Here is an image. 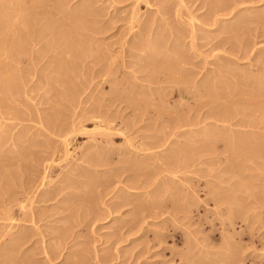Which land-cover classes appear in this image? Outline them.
<instances>
[{
    "label": "rangeland",
    "instance_id": "obj_1",
    "mask_svg": "<svg viewBox=\"0 0 264 264\" xmlns=\"http://www.w3.org/2000/svg\"><path fill=\"white\" fill-rule=\"evenodd\" d=\"M46 1L47 0H0V4L3 7H0L1 17L5 18L8 16L10 18H7L12 20V22H17V25H14L15 28L13 26L9 27V31L7 27H5V29L10 33L13 31L12 33L14 34L15 38H18L19 36L18 40L20 39V41L23 42V46H21L24 49V51L22 50L23 53H25V55L22 53L23 55H21V59L25 60V58H31V64L33 65H30V62L28 64L27 61H22L23 63L21 62L19 63V65L13 64L12 62H10L12 65H6L7 67L15 65V67H12L15 74H17L15 71L18 70L17 72L19 74L21 70V73H23V69H25V74L22 75L20 73L19 75H16L18 79L20 78L19 80H17V77H13V79L15 78V81H12L16 82L15 84L18 87V93H12L11 96V94H6L4 91H0V172L4 170L2 174L0 173V193L6 189L9 190L12 188L13 190L15 188L14 184L16 185V182L19 183L22 182L26 177H31V167H28L27 163H29V159L33 157V152L39 150L38 152L40 155V151L44 149L43 147H45V145H51L58 148V150L60 148V150L58 151L59 153L57 152L59 155L56 154L55 158H47V160L45 161L42 160L40 164L39 162L37 163L38 169H40L37 176V185H39L37 186L38 191H42V189L51 190L57 187L59 189L58 192H56L58 195H54L52 198H47V202L40 201L39 204L35 203L34 206H40V211L44 212L45 215H48L49 213H52L53 210H56L58 207H61L63 205L62 211L64 212H62L61 216H63L64 213V216L66 217L64 218L63 216V218L60 217L54 220H50L49 218H47L46 220L39 221L38 223H36V225H32V227L29 228V233H33V237L31 238L32 240L27 243V245H29V248H27V250L22 253H17V256L19 258H21V256L26 258L27 255H34L33 258L35 257L37 259L35 263L37 262V264H47L45 263L44 259L41 258L43 254L41 255V253H36L37 246L41 245L39 242L40 236L37 235L38 233L36 231H45L46 229V233L50 234V236H53V234L51 233V230H53L52 228L58 225H62L68 218L67 222L69 223L66 222V224H71V219H73V222L74 220L78 223L81 221V223L78 224V227L74 228V230L78 231V233H81L77 235L78 237L75 239L78 242L74 239L72 240V237L68 236L64 243L61 244L62 248L57 258L52 261L53 264H65L66 262H71L72 264H195L194 261H196L197 263L200 262L199 264H264V155H262L261 157L243 158L242 160H229L225 158V155H228V150L226 152L218 154L219 156L217 155V153L211 152V155L209 154L208 157H210V159L217 157L216 159L212 161H209L210 159H208L205 162L198 163L197 166H194V171H188L185 173L187 177H193V180L188 181V183L193 182V187L195 186L194 189L197 193H195V197L193 196L192 199H195V201L198 202L196 207L193 208V211L187 213V215L180 212L183 216H186V218H182L183 220L172 219L171 213L174 216L176 215V218L178 216H182L181 214H177L179 213L178 210L171 209L172 207L167 208L168 210H161V212H164H162V214L158 217L148 216L149 214L147 215L146 212L149 210H156V205L154 204L152 206V195V198L156 197V200L160 199L161 201H163L162 199H164L165 196V199H168L167 193L169 192L167 191V188H171V185L168 184V186L167 184H165V186L163 184L166 182L165 180L171 179L173 177L172 180L179 183L181 181L180 179H182L181 176L185 177L184 173H176L175 175L167 173L165 170H163L165 164H162L160 166L159 164L161 163L156 164L157 161H155V159L158 160L159 156H164V153L168 156L174 155L172 152L173 150L166 151V147H175V149H177L176 147H187V153L191 150L194 151L195 149L188 147L189 145H187L192 142L191 139H197L198 137L201 138L202 133L211 134L212 131L214 132V129L217 130L219 128L218 131L215 132L223 133L224 131H226L224 132L227 133L225 134V136L228 135L229 131L228 129H226L228 123L224 124L218 122L214 118V116L217 117L218 114L216 115L215 113L213 114L210 112L207 113V107H209L207 105L209 104L210 106L214 107H212V110H214L213 112H215L217 109L221 111L223 108L228 107L229 104L230 107L232 105V111L235 108L241 109L242 107H245L244 105H246L240 103L243 98H247V95L245 94H251L254 90H256L257 86L255 85L257 84V82L255 81H261L264 79V0H64L61 3L65 4H60L61 9L60 6H58L59 10L57 9L60 13H58L56 9H54V11H56L55 13L53 12V10L51 11L52 8L51 6H49L50 4H47L48 1ZM6 5L8 8L6 7ZM28 5H30V7H28ZM32 5L34 7H32ZM220 6L221 8H218ZM83 10H86L87 12L83 13ZM10 11H14L13 14L15 15H13ZM89 11H91V14H89ZM51 13L55 15L53 16ZM93 14L94 16H92ZM81 17L83 18V20L81 19ZM259 18L260 20H258ZM14 19H16L17 21H15ZM27 19H29L30 22ZM48 20L51 21H49L50 24H48ZM252 20H254V22H252ZM80 24H82L81 27H79ZM242 25L244 26L241 27ZM13 28L14 30H16L14 31ZM32 29L34 32L32 31ZM42 33L45 35H43ZM61 35L63 36L62 38ZM151 38H154L153 41ZM148 39L150 40V42ZM241 41L245 43L240 44ZM151 42L154 44V48H152ZM236 42L238 43L236 44ZM245 44L249 45L247 46V49L246 46L244 47ZM83 46L84 50L82 48ZM158 50L159 52H157ZM148 54L150 56H148ZM4 55L5 54L0 53V57L2 59L6 56ZM148 57H150L148 63H151L150 61H152V64H154L155 62V66L159 64L160 67L157 66L158 69L145 68L144 62L146 63ZM170 57H173L172 59H176L177 57H179V59H176L177 61L182 60L183 62H187L188 64L186 63L181 65H185V68H189L188 71H185L187 74L185 72H182V75L178 73L180 72L178 71V68H180L181 66L177 67L176 63L174 62L175 59L172 60ZM167 59L171 60L167 61ZM97 61L98 63H96ZM171 61H173L175 64L171 63ZM50 62L52 63V65H50ZM92 62H94L95 65ZM68 63L69 65L71 63V65L73 64L74 66H68ZM42 65H45L44 67L46 68L48 67L47 73L46 68H43ZM62 65L63 67L67 65L65 67L67 69L69 67V70H67L65 67L63 70ZM6 66L5 68H7ZM50 66H52V68L54 66L57 71L55 69H51ZM58 66L60 69L58 68ZM27 67L29 69L31 68L34 73L32 72L33 74L28 75L25 72L29 70ZM98 67L102 70V72L100 73L103 74L95 76V70H97ZM140 67H142V70ZM176 67L177 69H175ZM40 69L45 70L46 74H50L52 80L50 79V81H48L50 83L47 82L49 85L39 78L42 77V74H45L43 73L44 71H41ZM58 69L62 73L58 71ZM70 69H72L73 71L76 69L77 70L74 71L75 73L73 71L70 73ZM39 70L40 73L38 72ZM163 72L166 74L167 72L169 74L171 73L172 75H170L175 78L177 82L175 81L169 83L164 81L161 82L162 80L159 81V77L161 78L162 75L163 77H165V74ZM65 73L67 74V77ZM81 73H83V75ZM156 73L159 76L158 78H156ZM124 74H126L127 76ZM144 74V77H146V75H149L148 77L150 78H154V76H156L155 78L158 79H155L156 85L155 80L151 82L148 77L143 79L142 77ZM21 75L24 77L21 78ZM55 75L59 79L60 83L59 81H55L57 79ZM102 75L107 76L103 77ZM140 75L142 77H140ZM167 75L165 78L168 77ZM252 76L253 78H251ZM184 78L186 79V81L187 79H189L190 81L187 82L189 87H186V93L182 95L181 93L177 92V87L182 86V84L180 85V83H182L181 81L185 80ZM107 79H119L122 82L120 83L121 87L119 85L117 90H113L115 84L113 82L111 84V82ZM220 80L221 83L224 82V84H221ZM157 81L159 82L157 83ZM78 82L80 83L78 84ZM149 82H151V84ZM51 84L54 87H52ZM1 85L2 84H0V86ZM63 85H66L65 87L67 89H65ZM216 85H218V87ZM151 86L153 88H158H156L157 90H154ZM206 86H212L216 91L213 90L214 92H212V87H209L211 89V92L209 91L210 93L208 91H206V93H201L206 88ZM23 87L27 90L23 89ZM139 87H141V89H139ZM161 87L165 88L162 90ZM50 88H53L55 91L53 89L51 90ZM194 89L196 91H194ZM200 89L203 90L201 91ZM53 92L56 94H53ZM60 92L61 94L71 93L70 95L74 100H76L78 97V100L86 99V97L88 96L92 97V99L90 98L89 101L82 102L78 106L76 104L73 108V110L76 111L74 112L84 114L85 111L92 105V107L97 108V111H101L104 116H106V114H110L109 116H111V119L113 118L112 127L116 130L112 128V130L110 131L112 135H110L103 143H100L98 145H91L90 143H92L93 141L92 136L98 133L97 130L101 129V126L103 125H100V127H98V124L95 120L89 119L84 121V119L81 118L82 125L80 128L84 129L83 127H85V131L87 130L86 132L90 131L89 134H81V132H79L72 141L70 140L66 142L67 145L65 147L63 143L59 142L61 141L60 138H57L55 135L43 129L40 123L41 121H43L44 123L51 122L55 117L54 111L59 107L60 108L57 109L58 112L59 110H67L65 106H59L57 103L56 95L59 96ZM207 93L209 94V96H205L206 98L203 97L204 99H202L201 95L203 94L202 96H204ZM72 94L75 95L76 99ZM125 94L131 97V102H134L133 104L134 106H136L135 109L134 106H131L132 108L126 107V102L118 101L117 103L116 100V102L113 101V103L112 101H109V97L111 95L122 96ZM148 94L151 95L149 96ZM190 94H192V96ZM133 95L136 99L133 97ZM186 95L188 96V98L186 97ZM258 98L255 99L256 101L252 99V103H260L259 105H262L264 98ZM93 99L98 100H95V102L97 101L96 104L93 102ZM205 99H207V102L205 101ZM221 100H224V102ZM253 100L255 102H253ZM258 100L263 101H260L258 103ZM150 101L153 102L151 103ZM196 101H198L199 103L201 102V105L202 103H204V105L207 104V107H203L202 105V107L204 108L203 109L198 102L197 104L194 103ZM198 104L201 109L195 108V105ZM187 106L191 108V111L193 107V111L191 112L190 110H188L186 112V110L188 109ZM230 107L229 109H231ZM183 108H185L186 110ZM18 109H20L21 111ZM195 109L197 111H195ZM210 110L211 108L209 109V111ZM48 114H50V116ZM51 115L53 118H50ZM169 115L172 116V118L175 116L177 118L180 117V119L177 123H175L173 120L171 122V117ZM186 115H188V117ZM165 118L167 121L166 123ZM167 119H169L170 121ZM67 120L69 119L67 118ZM181 121H186L189 123L186 126L183 125ZM216 123H218L217 126ZM220 124H223L224 127H222L223 125L220 127ZM235 125L236 124H234V127L233 125H230L229 128L231 127L234 129H242L238 125ZM170 129H174L175 134ZM179 130H188V134L184 133V135L182 134V136L181 134H178ZM2 131L4 133H2ZM91 132L92 134H90ZM169 133L172 136H170ZM165 135L169 136L167 142L162 147H156L148 151L143 149L147 143L155 141L156 139L158 140V136L163 137ZM20 136H23V138ZM15 138L17 139L14 140ZM12 139L15 143L12 141ZM57 140L59 141L57 142ZM20 141L21 144L19 143ZM186 141H188L189 143H186ZM169 142H172V144ZM181 143L183 144V146ZM27 144H29V146L35 145L36 147L34 146L35 148H31L33 146L28 147ZM22 147H28V149L23 150ZM14 149L16 150V152L14 151ZM31 149H33V151ZM24 151L27 154H25ZM31 151L33 154H31ZM102 151H104V154H102ZM148 152L149 154H152V156L150 154V158L149 156H146L148 155L146 154ZM20 153L22 154V157L20 156ZM192 153H188L191 155H187V157L192 156ZM2 154L4 155V157L2 156ZM153 154L156 156V158ZM88 155L89 157H91V155L95 157V159L91 157V163L83 161L85 160L84 158H86V156ZM19 157H21L22 161ZM4 158H6V160ZM96 158L100 161V166L98 164L99 161L95 162ZM151 158L154 162H152ZM18 160L20 163L18 162ZM16 161L19 164H17ZM23 161L26 162L27 166L25 163H23ZM93 162L96 165H94ZM145 162L146 164H144ZM2 163H4L5 166ZM7 169L13 174V176H15V174L17 173L15 177L17 178L16 180H14L15 178L13 176L7 178L2 176L5 175V173L10 174ZM24 169L25 172L27 170V173L23 172ZM6 171H8L9 173H7ZM22 172L24 173L23 175H21ZM39 174L41 177L39 176ZM138 174L140 175V177ZM146 175H148L149 178L145 177ZM168 175H170V177ZM179 175L181 176L179 177ZM201 176L204 178H202ZM2 177L5 178V180L3 179V182ZM131 178H137L138 180L135 179L134 181H131ZM199 178L201 182L203 179V184L201 183L202 185L198 181H196V179ZM144 179H146L147 182ZM225 179H229L230 181L227 180L224 183ZM204 180H206V185ZM235 180H237L236 184H230ZM142 181L144 182L143 184L146 187H138L143 185L141 184ZM219 182V185H221L223 188L222 192L227 191L229 192L228 194L232 197L234 195V201L236 198L237 203L235 202L232 207L234 206L235 208H238H236L238 211L237 218L228 220V213L218 214V207L214 205L211 200H208L209 195L205 192H207L208 190L212 191V189L214 188V191L216 189L220 191V189H218L219 186H217ZM179 184L177 187L176 185H173V187L175 186L176 188H178ZM8 185L11 188H9ZM138 193H141L142 195H139ZM125 195L126 197H128L126 198ZM122 199H125V201L123 202ZM117 201H119V203L121 202L122 204H119ZM123 203H125V205H123ZM64 207L66 208V211L64 210ZM71 213H74L75 215H72ZM226 215L228 218H224ZM19 217L20 216H18V218ZM76 217L77 219H75ZM198 217L203 218L202 222L198 220ZM85 218H87V221ZM170 219L172 221H170ZM57 220L59 222H57ZM27 224L30 225V223ZM133 224L138 225L135 226ZM0 226L3 228L2 225ZM140 226H142L143 229L137 230L138 228H140ZM70 230L68 231L69 234ZM49 238L51 237H49L48 235L44 239L47 240ZM50 241L51 243L56 244L53 239H50ZM75 251L78 253L77 256H75L76 258H74L73 255V253L75 254ZM190 253L192 256L190 255ZM41 260L43 261V263ZM75 261H78L79 263H75Z\"/></svg>",
    "mask_w": 264,
    "mask_h": 264
},
{
    "label": "bare ground",
    "instance_id": "obj_2",
    "mask_svg": "<svg viewBox=\"0 0 264 264\" xmlns=\"http://www.w3.org/2000/svg\"><path fill=\"white\" fill-rule=\"evenodd\" d=\"M13 1H15V0H13ZM26 1V0H25ZM48 1V2H47ZM46 2H47V4L49 5V6H51V11L53 10V12L55 13L56 11H54V9H58L59 10V7L58 6H60V4H63V3H61L62 1H64V0H47ZM68 1V0H67ZM219 1V0H218ZM221 1V0H220ZM232 1V0H231ZM32 2V1H31ZM30 2V3H31ZM1 3V2H0ZM11 3V2H10ZM223 3V2H222ZM7 4V3H6ZM9 4V3H8ZM13 4H14V2H13ZM32 4V3H31ZM34 4H35V2H34ZM65 4V3H64ZM63 4V5H64ZM221 4V3H220ZM233 4H235V3H233ZM238 4V3H237ZM245 4V3H244ZM3 5V4H2ZM10 6H12L11 4H9ZM67 5V4H66ZM217 5V4H216ZM216 5H215V7H216ZM218 6H219V3H218ZM0 7H2L1 6V4H0ZM6 7H7V5H6ZM13 7V6H12ZM28 7H30V5H28ZM32 7H34L33 5H32ZM3 8V7H2ZM8 8V7H7ZM7 8H5V9H7ZM10 8V7H9ZM88 8V7H87ZM218 8H221V6L220 7H218ZM46 9V8H45ZM60 9H61V6H60ZM57 10V11H58ZM63 10V9H62ZM219 10V9H218ZM228 10V9H227ZM231 10V9H230ZM3 11V10H2ZM29 11V10H28ZM33 11V10H32ZM36 11V10H35ZM48 11V10H47ZM67 11V10H66ZM70 11V10H69ZM73 11H74V9H73ZM75 11H76V9H75ZM0 12H1V9H0ZM12 14L14 13V11L12 12V11H10ZM27 12V11H26ZM49 12V11H48ZM68 12V11H67ZM79 12V11H78ZM85 12H87L86 10H83V13H85ZM90 13L89 14H91V11H89ZM182 12V11H181ZM7 13V12H6ZM19 13V12H18ZM34 13V12H33ZM37 13V12H36ZM58 13H60L59 11H58ZM57 13V14H58ZM212 13V12H211ZM1 14V13H0ZM52 15H53V13H51ZM50 14V15H51ZM57 14H56V16H57ZM82 14V13H81ZM247 14H248V12H247ZM13 15H15V14H13ZM37 15V14H36ZM39 15V14H38ZM49 15V16H50ZM55 15V14H54ZM53 15V16H54ZM88 15V14H87ZM7 16V15H6ZM10 16V15H9ZM23 16V15H22ZM91 16V15H90ZM92 16H94V14L92 15ZM8 17V16H7ZM1 17V15H0V53H3V54H5L4 56V58L2 59L1 57H0V84H2L1 86H0V91H4L6 94H11V96H12V93H14V94H16V92L18 93V87L16 86V82H14L15 80V78L13 79V77H17L16 75H19L21 72H22V70H21V72H19V74H18V70L17 71H15L17 74H15L14 72H13V69H12V67H15V65H13V66H10V67H7L8 65H10L11 63L10 62H12L13 64H18L19 65V63H21L22 61H27V63L29 64V62H30V65H32L31 64V61H32V59L31 58H25V60H23V59H21L22 58V56L21 55H25V53H23V51H24V49H23V42L22 41H20V39L18 40V38H19V36H18V38H15L14 37V34L12 35L10 32H8L9 31V27H14V25H17V22H12V20H10V19H8V18H10V17ZM35 17V16H34ZM84 17H85V15H84ZM87 17V16H86ZM253 17V16H252ZM22 18V17H21ZM26 18V17H25ZM28 18V17H27ZM44 18V17H43ZM45 18H46V16H45ZM51 18V17H50ZM49 18V19H50ZM12 19V18H11ZM66 19V18H65ZM81 19L83 20V18L81 17ZM15 21H17L16 19H14ZM27 20H29V19H27ZM52 20V19H51ZM76 20V19H75ZM81 20V21H82ZM255 20V19H254ZM254 20H252V22H254ZM258 20H260V18L258 19ZM22 21V20H21ZM23 21H25V20H23ZM50 20H48L47 22H49ZM94 21V20H93ZM97 21V20H96ZM208 21V20H207ZM27 22V21H26ZM29 22H30V20H29ZM33 22V21H32ZM43 22V21H42ZM45 22V21H44ZM51 22V21H50ZM50 22L48 23V24H50ZM129 22V21H128ZM215 22V21H214ZM251 22V21H250ZM203 23H205V22H203ZM211 23V22H210ZM247 23V22H246ZM44 24V23H43ZM62 24H63V22H62ZM85 24V23H84ZM186 24V23H185ZM249 24V23H248ZM40 25H42V24H40ZM81 25L82 24H80V26L79 27H81ZM261 25H262V23H261ZM22 26V25H21ZM39 26V25H38ZM47 26V25H46ZM50 26V25H49ZM88 26V25H87ZM181 26V25H180ZM244 25H242L241 27H243ZM264 26V25H263ZM5 27H7L8 28V31L5 29ZM17 27V26H16ZM28 27V26H27ZM57 27V26H56ZM171 27V26H170ZM182 27V26H181ZM184 27H187V26H184ZM220 27V26H219ZM15 28V27H14ZM14 28H13V30H14ZM21 28V27H20ZM30 28V27H29ZM51 28V27H50ZM58 28V27H57ZM83 28H84V26H83ZM146 28V27H145ZM180 28V27H179ZM257 28V27H256ZM11 29V28H10ZM18 29V28H17ZM35 29V28H34ZM55 29V28H54ZM72 29V28H71ZM80 29V28H79ZM174 29V28H173ZM172 29V30H173ZM184 29V28H183ZM241 29V28H240ZM16 30V29H15ZM14 30V31H15ZM47 30V29H46ZM74 30V29H73ZM239 30V29H238ZM237 30V31H238ZM11 31V30H10ZM18 31V30H17ZM23 31H25V30H23ZM32 31H33V29H32ZM49 31H51V30H49ZM63 31V30H62ZM76 31V30H75ZM27 32V31H26ZM34 32V31H33ZM36 32V31H35ZM40 32V31H39ZM179 32V31H178ZM186 32V31H185ZM24 33V32H23ZM54 33V32H53ZM57 33V32H56ZM80 33V32H79ZM78 33V34H79ZM100 33V32H99ZM169 33V32H168ZM174 33V32H173ZM34 34V33H33ZM43 34V33H42ZM48 34V33H47ZM51 34V33H50ZM67 34V33H66ZM76 34H77V32H76ZM82 34V33H81ZM175 34V33H174ZM22 35V34H21ZM43 35H45V34H43ZM55 35V34H54ZM180 35V34H179ZM187 35V34H186ZM25 36V35H24ZM27 36V35H26ZM57 36V35H56ZM175 36V35H174ZM28 37V36H27ZM35 37V36H34ZM63 36L61 35V38H62ZM68 37V36H67ZM37 38V37H36ZM49 38H51V37H49ZM238 38V37H237ZM71 39H73V38H71ZM152 39V38H151ZM154 39V38H153ZM153 39H152V41H153ZM193 39V38H192ZM229 39H230V37H229ZM245 39V38H244ZM22 40V39H21ZM42 40V39H41ZM58 40V39H57ZM149 40V39H148ZM241 40V39H240ZM30 41V40H29ZM49 41V40H48ZM21 42H22V44H21ZM26 42V41H25ZM42 42V41H41ZM44 42V41H43ZM57 42V41H56ZM149 42H150V40H149ZM33 43V42H32ZM48 43V42H47ZM50 43V42H49ZM66 43V42H65ZM152 43V42H151ZM155 43V42H154ZM238 42H236V44H237ZM242 43H245V42H242L241 41V43L240 44H242ZM56 44V43H55ZM234 44H235V42H234ZM239 44V45H240ZM247 44V43H246ZM244 45V47L246 46V49H247V46H249V45ZM22 45V46H21ZM51 45V44H50ZM54 45V44H53ZM60 45V44H59ZM58 45V46H59ZM75 45H77V44H75ZM151 45V44H150ZM153 43H152V48H154L153 47ZM86 46H88V45H86ZM242 46V45H241ZM240 46V47H241ZM31 47V46H30ZM29 47V48H30ZM41 47V46H40ZM96 47V46H95ZM52 48V47H51ZM55 48V47H54ZM83 48V50H84V46L82 47ZM144 48V47H143ZM147 48V47H146ZM99 49V48H98ZM151 49V48H150ZM157 49V48H156ZM23 50V51H22ZM26 50V49H25ZM47 50H49V49H47ZM55 50V49H54ZM53 50V51H54ZM74 50V49H73ZM94 50V49H93ZM152 50V49H151ZM154 50V49H153ZM63 51V50H62ZM67 51V50H66ZM161 51V50H160ZM163 51V50H162ZM250 51V50H249ZM19 52V53H18ZM77 52H78V50H77ZM80 52V51H79ZM86 52V51H85ZM84 52V53H85ZM146 52V51H145ZM157 52H159V50L157 51ZM183 52V51H182ZM23 53V54H22ZM28 53V52H27ZM31 53V52H30ZM50 53V52H49ZM68 53H69V51H68ZM74 53V52H73ZM81 53V52H80ZM83 53V52H82ZM96 53V52H95ZM94 53V54H95ZM101 53V52H100ZM173 53H175V52H173ZM36 54V53H35ZM51 54V53H50ZM78 54V53H77ZM88 54V53H87ZM97 54V53H96ZM149 54H150V52H149ZM148 54V56H150ZM158 54V53H157ZM179 54V53H178ZM49 55V54H48ZM52 55V54H51ZM61 55V54H60ZM83 55V54H82ZM102 55V54H101ZM137 55V54H136ZM165 55V54H164ZM167 55V54H166ZM182 55H183V53H182ZM185 55V54H184ZM2 56V55H1ZM36 56V55H35ZM39 56V55H38ZM50 56V55H49ZM155 56H156V54H155ZM177 56V55H176ZM26 57V56H25ZM62 57V56H61ZM92 57V56H91ZM153 57V56H152ZM181 57V56H180ZM42 58V57H41ZM55 58V57H54ZM83 58V57H82ZM96 58V57H95ZM144 58V57H143ZM142 58V59H143ZM161 58V57H160ZM167 58H169V57H167ZM171 58V57H170ZM173 58V57H172ZM171 58V59H172ZM35 59V58H34ZM70 59V58H69ZM76 59V58H75ZM141 59V60H142ZM148 60H146V63L144 62V67L145 68H155V69H158L157 68V66L158 67H160L159 66V64H157V66H155L156 64H155V62H154V64H152V61H150L151 63H148L149 62V59H150V57H148L147 58ZM158 59V58H157ZM171 59H167V61L169 60H171ZM175 59V58H174ZM174 59H172V60H174ZM176 59H179V57H177ZM174 60V62L176 63V66L178 67H180L181 65H183V64H186L187 62H183L182 60L181 61H177V60ZM37 60H38V58H37ZM82 60V59H81ZM96 60V59H95ZM98 60V59H97ZM111 60H113V59H111ZM151 60H152V58H151ZM35 61V60H34ZM74 61V60H73ZM72 61V62H73ZM41 62V61H40ZM52 62V61H51ZM50 62V63H51ZM60 62V61H59ZM69 62V61H68ZM90 62H91V60H90ZM95 62V61H94ZM94 62H92L94 65H95V63ZM108 62V61H107ZM158 62H159V60H158ZM173 61H171V63H174ZM263 62V61H262ZM23 63V62H22ZM74 63V62H73ZM76 63V62H75ZM96 63H98V61L96 62ZM112 63V62H111ZM170 63V64H171ZM174 63V64H175ZM66 64V63H65ZM165 64V63H164ZM188 64V63H187ZM7 65V66H6ZM12 65V64H11ZM26 65V64H25ZM47 65V64H46ZM48 65H49V63H48ZM50 65H52V63L50 64ZM64 65V64H63ZM63 65H62V68H63V70H64V67L65 66H67V65H65L64 67H63ZM70 65H71V63H70ZM69 65V63H68V66H70ZM73 65V64H72ZM71 65V66H72ZM76 65V64H75ZM97 65V64H96ZM161 65V64H160ZM257 65V64H256ZM5 66L7 67V68H5ZM33 66V65H32ZM37 66V65H36ZM43 66V65H42ZM45 66V65H44ZM43 66V68H46V67H44ZM74 66V65H73ZM88 66V65H87ZM111 66V65H110ZM122 66V65H121ZM141 66V65H140ZM174 66V65H173ZM185 66V65H184ZM184 66H181L180 68H178L179 70L178 71H180V72H178V71H176V72H178V73H180L181 75H182V72L184 73L185 71H188V69L189 68H185ZM30 67V66H29ZM41 67V66H40ZM39 67V68H40ZM51 67V69H55L54 68V66H53V68H52V66H50ZM84 67V66H83ZM177 67L175 68V69H177ZM28 68V67H27ZM58 68H59V66H58ZM66 68V67H65ZM71 68V67H70ZM90 68V67H89ZM88 68V69H89ZM99 68V67H98ZM97 68V70H95V73H96V75L95 76H99V74H103V73H100V72H102V70L99 68L98 69ZM141 68V70H142V67H140ZM144 68V69H145ZM173 68V67H172ZM17 69V68H16ZM20 69V68H19ZM29 69V68H28ZM34 69V68H33ZM42 69V68H41ZM40 69V70H41ZM60 69V68H59ZM58 69V71H60ZM67 69V68H66ZM95 69V68H94ZM112 69V68H111ZM143 69V70H144ZM146 69V70H147ZM24 70L25 69H23V73H21L22 75L23 74H25L24 73ZM40 70L38 71L39 73H40ZM47 70H48V67L46 68V73H47ZM56 71H57V69H55ZM62 70V69H61ZM67 70H69V67H68V69ZM71 71H69L70 73L73 71L72 69H70ZM77 70V69H76ZM76 70H74V71H76ZM79 70V69H78ZM81 70V69H80ZM101 70V71H100ZM109 70V69H108ZM162 70V69H161ZM160 70V71H161ZM165 70V69H164ZM169 70V69H168ZM36 71V70H35ZM41 71H44L43 73H45V70H41ZM54 71V70H53ZM55 71V72H56ZM73 71V72H74ZM111 71V70H110ZM155 71V70H154ZM159 71V72H160ZM163 71V70H162ZM170 71V70H169ZM168 71V72H169ZM193 71V70H192ZM191 71V72H192ZM264 71V70H263ZM28 75H30V74H33L34 73V71L30 68L29 70H27V71H25ZM33 72V73H32ZM49 72H50V69H49ZM61 72V71H60ZM94 72V71H93ZM99 72V73H98ZM116 72V71H115ZM148 72V71H147ZM166 72V71H165ZM167 72V74H169ZM171 72V71H170ZM194 72V71H193ZM37 73V72H36ZM38 73V74H39ZM42 74V77H39L42 81H44V82H48V81H50V79L52 80V78H51V76H50V74L48 73V74ZM62 73V72H61ZM64 73V72H63ZM68 73V72H67ZM69 73V74H70ZM75 73V72H74ZM94 73V74H95ZM107 73V72H106ZM109 73V72H108ZM111 73V72H110ZM113 73H114V71H113ZM134 73V72H133ZM132 73V74H133ZM161 73V72H160ZM164 73V72H163ZM186 73V72H185ZM189 73V72H188ZM238 73V72H237ZM66 74V73H65ZM82 75H83V73H81ZM91 74V73H90ZM93 74V75H94ZM117 74V73H116ZM121 74V73H120ZM165 74V77H166V73H164ZM171 74V73H170ZM169 74V75H170ZM175 74V73H174ZM187 74V73H186ZM20 76L21 78H23L24 76ZM40 75V74H39ZM60 75V74H59ZM58 75V76H59ZM61 75H63V74H61ZM79 75V74H78ZM110 75V74H109ZM113 75V74H112ZM112 75H111V77H112ZM124 75H126V74H124ZM123 75V76H124ZM156 75H157V73H156ZM169 75H167L168 77L167 78H165V77H163V75L161 76V78L157 75V77L156 76H154V78H150V77H148L149 75H146V77H144L145 76V74L143 75V77L140 75V77H142L143 79L144 78H149V80L151 81V82H153V80H155L156 78H158V79H160L159 81H161V82H175L176 80H175V78H173L171 75L169 76ZM26 76V75H25ZM54 76V75H53ZM52 76V77H53ZM77 76V75H76ZM103 76V75H102ZM107 76V75H106ZM106 76H103V77H106ZM127 76V75H126ZM191 76H193V75H191ZM245 76V75H244ZM251 76V75H250ZM55 77L57 78V76L55 75ZM66 77H67V74H66ZM139 77V76H138ZM156 77V78H155ZM63 78V77H62ZM73 78V77H72ZM205 78V77H204ZM251 78H253V76L251 77ZM250 78V79H251ZM20 79V78H19ZM18 79V77H17V80H19ZM28 79V78H27ZM39 79V80H40ZM55 79V78H54ZM78 79H79V77H78ZM84 79V78H83ZM128 79V78H127ZM158 79H156V80H158ZM183 79V78H182ZM185 79V78H184ZM255 79V78H254ZM261 79V78H260ZM12 80H14V81H12ZM37 80V79H36ZM69 80V79H68ZM77 80V79H76ZM88 80V79H87ZM106 80V79H105ZM108 81H110L111 82V84H112V82L115 84L114 85V89L113 90H117L118 89V86L120 85V87H121V84L120 83H122L119 79L117 80V79H111V80H109V79H107ZM147 80V79H146ZM156 80H155V85H156ZM192 80V79H191ZM206 80V79H205ZM204 80V81H205ZM223 80V79H222ZM229 80V79H228ZM20 81H22V80H20ZM56 82H58L59 81V79L57 78L56 80H55ZM54 81V82H55ZM67 81V80H66ZM80 81V80H79ZM107 81V82H108ZM159 81H157V83L159 82ZM188 81H190L189 79H187V81H186V79L184 80V81H181L182 83H180V85L182 84V86H178L177 87V92H179V93H181L182 95H184V93H186V87H189V85H188ZM227 81V80H226ZM238 81V80H237ZM14 82V83H13ZM27 82V81H26ZM62 82H64V81H62ZM61 82V83H62ZM74 82V81H73ZM106 82V81H105ZM110 82H109V84H110ZM151 82H149L150 84H151ZM160 82V83H161ZM177 82V81H176ZM217 82H219V81H217ZM255 82H257V84L255 85V86H257V88H256V90H254L253 92L252 91H250V92H252L251 94H245V95H247V98H243L242 99V101H240V103L241 104H246V105H244L245 107H240L241 109H233V111H232V105H231V107L228 105V107H225V108H223L221 111L220 110H218V111H220V112H218L217 110L215 111V112H213L214 110H212L214 107L213 106H210L209 104L207 105V104H205L204 105V103H202V105H203V107H205L206 105L207 106H209V107H207L208 108V110H207V113H215L216 115L218 114V116L217 117H215L214 116V118L218 121V122H220V123H228V125L226 126V129H228V131H229V133H228V135H226L225 136V134H227V133H224V132H226V131H224L223 133L221 132V133H219V132H215V131H218V129L217 130H215L214 129V132L212 131V133L210 134H203L202 133V136H201V138H194V139H191V141L192 142H188V141H186V143L188 142L189 144H187V145H189L188 147H191V148H193V149H197L196 151L194 150H191V151H189L188 153H192V152H194V153H192L193 155L192 156H188L187 157V155H191V154H188L187 153V147H183V148H178V147H176L177 149H175V147L174 148H169V147H166V151L167 150H173L172 152H173V154L174 155H170V156H168V155H166L165 153H164V156L163 155H161V153H160V155L161 156H159V158H158V156H157V158H158V160H156L155 159V161H157L156 162V164H158V163H161V164H159L160 166L163 164H165L164 166V168H163V170H165L167 173H169V174H171V175H175L176 173H179V174H181V173H184V176L185 177H183V176H181V175H179V177L181 176V178L182 179H180L181 181V183L179 184L178 182H176V181H174V180H172V178L171 179H167V180H165L166 182L165 183H163L164 185L165 184H169V185H171V188L169 187V189L167 188V191L169 192V193H167L168 194V199H165L166 198V196H165V200L164 199H162L163 201H161L160 199L158 200H156V197L155 198H152L153 197V195L151 196V201L153 202V204H152V206L155 204L156 205V210H149V211H146L147 212V215L148 216H154V217H158V216H160L161 214H162V212H164V211H162L161 212V210H168L167 208H169V207H172L171 209H176V210H178L179 211V213H177V214H181L180 212H182L183 214H186L187 215V213H190V212H192L193 211V208H195L196 207V205L198 204V202H196L195 201V199H192L193 198V196L195 195V193H197L196 191H195V189H194V187H193V182H191V183H188V181H191V180H193V177H187V175H185V173L186 172H190V171H194L193 170V168H194V166H197V164L198 163H201V162H205L206 160H208V159H210V157H208L209 156V154L211 153V152H214V153H217V155L218 154H221L222 152H226L227 150H228V155H225V158L226 159H229V160H236V159H243V158H249V157H261L262 155H264V101L263 100H258V103L260 102V101H263L262 103V105H259V104H255V103H252V99H256V98H258V97H263L264 98V79L263 80H261V81H255ZM255 82H254V84H255ZM40 83V82H39ZM48 83H50V82H48ZM47 83V84H48ZM59 83H60V81H59ZM80 82H78V84H79ZM159 83V84H160ZM220 83H221V80H220ZM223 84H224V82H222ZM221 83V84H222ZM43 84V83H42ZM88 84V83H87ZM125 84V83H124ZM123 84V85H124ZM149 84V85H150ZM153 84V83H152ZM208 84V83H207ZM251 84V83H250ZM19 85V84H18ZM21 85V84H20ZM44 85V84H43ZM42 85V86H43ZM49 85V84H48ZM52 85V84H51ZM66 85H67V83H66ZM65 85V86H66ZM116 85H117V87H116ZM126 85V84H125ZM148 85V86H149ZM154 85V84H153ZM158 85V84H157ZM177 85H178V83H177ZM61 86V85H60ZM64 86V85H63ZM64 86V88L65 89H67L66 87ZM162 86V85H161ZM166 86V85H165ZM217 87H218V85H216ZM222 86V85H221ZM223 86H225V85H223ZM253 86V85H252ZM21 87V86H20ZM39 87V86H38ZM46 87V86H45ZM44 87V88H45ZM52 87H54L53 85H52ZM130 87H131V85H130ZM152 87V86H151ZM150 87V88H151ZM169 87H171V86H169ZM175 87V86H174ZM209 87H212V86H209ZM209 87H207L206 86V88L202 91L201 89V93H203V92H205L206 93V91H210L211 89V91L212 92H214V91H216V90H214L215 88H209ZM22 88V87H21ZM41 88H43V87H41ZM40 88V89H41ZM57 88V87H56ZM55 88V89H56ZM62 88V87H61ZM86 88V87H85ZM112 88V87H111ZM144 88H146V87H144ZM153 88V87H152ZM156 88H158V87H156ZM156 88H153L154 90L156 89ZM162 88V87H161ZM165 87H163L162 88V90L164 89ZM194 88V87H193ZM247 88V87H246ZM20 89V88H19ZM23 89H26V88H24L23 87ZM51 89V88H50ZM53 89V88H52ZM51 89V90H52ZM139 89H141V87H139ZM171 89V88H170ZM218 89V88H217ZM236 89V88H235ZM240 89V88H239ZM21 90V89H20ZM27 90V89H26ZM25 90V91H26ZM54 90V89H53ZM129 90V89H128ZM133 90H134V88H133ZM151 90V89H150ZM157 90V89H156ZM199 90V91H200ZM214 90V91H213ZM237 90V89H236ZM250 90V89H249ZM55 91V90H54ZM67 91V90H66ZM80 91V90H79ZM112 91V90H111ZM137 91V90H136ZM167 91V90H166ZM194 91H196L195 89H194ZM210 91V92H211ZM223 91V90H222ZM226 91H227V89H226ZM246 91V90H245ZM27 92V91H26ZM59 92V91H58ZM57 92V93H58ZM69 92V91H68ZM113 92V91H112ZM118 92V91H117ZM116 92V93H117ZM124 92V91H123ZM129 92V91H128ZM133 92V91H132ZM151 92V91H150ZM209 92V93H210ZM4 93V94H5ZM23 93V92H22ZM109 93H111V92H109ZM142 93V92H141ZM147 93V92H146ZM149 93V92H148ZM158 93V92H157ZM166 93V92H165ZM171 93V92H170ZM197 93V92H196ZM230 93V92H229ZM53 94H56V93H54L53 92ZM60 95L58 96V95H56L57 97H56V99H57V103H58V105L60 106H65L66 107V111H62V110H59V112L57 111V109H59V108H57L54 112H55V117L53 118L52 117V115H51V117L50 118H53L52 119V121L51 122H49V123H44L43 121H41L40 123H41V125H42V127H43V129H45V130H47L49 133H51V134H53V135H55L57 138H60L61 139V141H59V140H57V142L59 141V142H61V143H63L64 145H65V147H66V145H67V141H72L77 135H78V133L79 132H81V134H83V133H88L89 134V132H86L85 131V127H83L84 129H82V128H80L81 127V125H82V120H81V118L82 119H84V121L85 120H89V119H91V120H95L96 121V123L98 124V127H100V125H103V126H101V129H99V130H97L98 131V133H96V134H94L92 137V139H93V141H92V143H90L91 145H98V144H100V143H103L104 141H106L107 140V138L110 136V135H112V133L110 132L111 130H112V124H113V118L111 119V116H109V115H107L106 114V116H104V114H102L101 113V111H97V108L95 109L94 107H92V105H91V107H89L86 111H85V113L84 114H82V113H75L76 111L75 110H73V108L75 107V105L77 104V106L80 104V103H82V102H86V101H89L90 100V98L92 99V97H90V96H88V97H86V99H83V100H78V98L76 99V97H75V95L74 94H72V95H74L73 97H75V99L76 100H74L73 98H72V96L70 95V94H66V93H63V94H61V92L59 93ZM80 94H82V93H80ZM90 94V93H89ZM119 94V93H118ZM163 94V93H162ZM208 94V93H207ZM204 95V96H202L201 95V97H202V99H204L203 97H205V96H209V94L208 95ZM25 95H26V93H25ZM91 95V94H90ZM109 95V94H108ZM126 95V94H125ZM122 95V96H117V95H111L110 97H109V101L111 102H113V101H115L116 102V100H117V103H118V101L119 102H126L125 104H126V107H131V106H134V102L132 103L131 102V97L128 95ZM149 96L151 95V94H148ZM159 95V94H158ZM188 95V94H187ZM186 95V97L188 98V96ZM191 96H192V94H190ZM212 95V94H211ZM210 95V96H211ZM6 96V95H5ZM54 96V95H53ZM94 96V95H93ZM136 96H137V94H136ZM139 96V95H138ZM148 96V97H149ZM194 96V95H193ZM243 96V95H242ZM8 97V96H7ZM95 97V96H94ZM93 97V98H94ZM130 99H129V98ZM133 97H134V95H133ZM200 97V98H201ZM6 98V97H5ZM9 98V97H8ZM53 98H55V97H53ZM84 98V97H83ZM95 98H97V97H95ZM135 98V97H134ZM164 98V97H163ZM166 98V97H165ZM168 98V97H167ZM179 98V97H178ZM194 98H195V96H194ZM206 98V97H205ZM222 98V97H221ZM235 98V97H234ZM50 99V98H49ZM98 99V98H97ZM97 99H93L92 101L96 104L97 103ZM108 99V98H107ZM136 99V98H135ZM190 99H192V98H190ZM196 99V98H195ZM208 99V98H207ZM207 99H205V101L207 102ZM214 99V98H213ZM258 99H260V98H258ZM7 100V99H6ZM5 100V101H6ZM95 100H97L96 102H95ZM139 100V99H138ZM152 100V99H151ZM158 100H159V98H158ZM160 100H162V99H160ZM167 100V99H166ZM169 100V99H168ZM233 100V99H232ZM253 100V102H255ZM25 101V100H24ZM50 101V100H49ZM148 101V100H147ZM171 101V100H170ZM195 101V100H194ZM221 101H223L224 102V100H221ZM226 101V100H225ZM237 101V100H236ZM239 101V100H238ZM4 102V101H3ZM19 102H20V100H19ZM56 102V101H55ZM143 102H144V100H143ZM151 102V101H150ZM153 102V101H152ZM151 102V103H152ZM162 102V101H161ZM197 102L198 101H196V102H194V103H196L197 104ZM216 102V101H215ZM56 103V104H57ZM114 103V102H113ZM139 103V102H138ZM147 103V102H146ZM199 103V102H198ZM209 103V102H208ZM218 103V102H217ZM226 103V102H225ZM224 103V104H225ZM239 103V102H238ZM55 104V105H56ZM131 104V105H130ZM137 104V103H136ZM135 104V105H136ZM143 104V103H142ZM200 105H201V102L199 103ZM199 104L198 105H195V108L196 109H201V107H202V105H201V107L199 106ZM219 104V103H218ZM235 104H237V103H235ZM13 105V104H12ZM150 105V104H149ZM160 105V104H159ZM15 106V105H14ZM54 106V105H53ZM76 106V107H77ZM141 106V105H140ZM148 106V105H147ZM239 106H240V104H239ZM82 107V106H81ZM138 107V106H137ZM143 107V106H142ZM179 107V106H178ZM188 107V109L186 110L185 108H183V109H185L186 110V112L188 111V110H190L191 111V108L189 107V106H187ZM202 107V108H203ZM213 107V108H212ZM229 107L231 108V109H229ZM4 108H5V106H4ZM132 108V107H131ZM136 108V106H134V109ZM141 108V107H140ZM163 108V107H162ZM181 108V107H180ZM206 108V109H207ZM211 108V110L209 111V109ZM234 108V107H233ZM13 109V108H12ZM99 109V108H98ZM182 109V110H183ZM193 107H192V111H193ZM195 109V111H197ZM204 109V108H203ZM18 110H20V109H18ZM23 110V109H22ZM137 110H138V108H137ZM169 110V109H168ZM181 110V109H180ZM6 111V110H5ZM10 111V110H9ZM21 111V110H20ZM61 111V112H60ZM75 111V112H74ZM144 111V110H143ZM146 111V110H145ZM191 111V112H192ZM237 111V112H236ZM11 112V111H10ZM53 112V113H54ZM135 112V111H134ZM138 112V111H137ZM154 112V111H153ZM152 112V113H153ZM169 112V111H168ZM203 112H205V111H203ZM222 112H226V113H222ZM1 113V112H0ZM197 113V112H196ZM202 113V112H201ZM5 114V113H4ZM158 114H160V113H158ZM164 114V113H163ZM167 114H169V113H167ZM206 114V113H205ZM49 116H50V114H48ZM162 115V114H161ZM160 115V116H161ZM172 115V114H171ZM177 115V114H176ZM208 115V114H207ZM212 115V114H211ZM154 116V115H153ZM170 116V115H169ZM174 116V115H173ZM187 117H188V115H186ZM48 117V116H47ZM151 117V116H150ZM163 117V116H162ZM171 118V122H172V120L175 122V123H177L178 122V120L180 119V117H173L172 118V116H170ZM190 117H192V116H190ZM207 117V116H206ZM67 118L69 119V120H67ZM161 118V117H160ZM159 118V119H160ZM164 118V117H163ZM152 119V118H151ZM153 120V119H152ZM162 120V119H161ZM164 120V119H163ZM167 120H169V119H167ZM83 121V122H84ZM170 121V120H169ZM188 121H189V119H188ZM48 122V121H47ZM64 122V123H63ZM152 122V121H151ZM154 122V121H153ZM167 121H166V118H165V123H166ZM170 122V123H171ZM180 122V121H179ZM200 122V121H199ZM203 122V121H202ZM201 122V123H202ZM96 123H95V125H96ZM181 123L183 124V125H188V123L189 122H186V121H181ZM191 123H193V122H191ZM190 123V124H191ZM207 123V122H206ZM199 124V123H198ZM234 124H236V125H238L239 127H241L242 129H234V128H229V126L230 125H233V127H234ZM116 125V124H115ZM193 125H195V124H193ZM215 125V124H214ZM214 125H212V126H214ZM218 125V123H216V126ZM223 124H220V127L222 126ZM235 125V126H236ZM127 126V125H126ZM162 126V125H161ZM172 126V125H171ZM170 126V127H171ZM165 127V126H164ZM201 127V126H200ZM222 127H224V125L222 126ZM155 128V127H154ZM173 128V127H172ZM176 128V127H175ZM199 128V127H198ZM213 128V127H212ZM114 129V128H113ZM121 129V128H120ZM168 129V128H167ZM180 129V128H179ZM114 130H116V129H114ZM162 130V129H161ZM171 130V129H170ZM169 130V131H170ZM46 131V132H47ZM96 131V130H95ZM157 131V130H156ZM160 131V130H159ZM168 131V132H169ZM174 134H175V131H174V129L173 130H171ZM188 130H184V131H180L179 130V133L178 134H183L184 135V133H187L188 134V132H187ZM202 131V130H201ZM219 131H221V130H219ZM123 132V131H122ZM230 132H231V135H230ZM2 133H4L3 131H2ZM162 133H163V131H162ZM171 133V132H170ZM170 133H169V135H170ZM192 133V132H191ZM195 133V132H194ZM90 134H92V132L90 133ZM177 134V135H178ZM18 135V134H17ZM98 136V137H96V136ZM164 135V134H163ZM169 135H165V136H163V137H159L158 136V140L156 139L155 141H151V142H149V143H147L145 146H144V150H146V151H148V150H151V149H154V148H156V147H162L166 142H167V140H168V136ZM182 135V136H183ZM224 135V136H223ZM170 136H172V135H170ZM3 137H4V135H3ZM10 137V136H9ZM20 137H22L23 138V136H20ZM193 137V136H192ZM1 138V137H0ZM13 138V137H12ZM112 138V137H111ZM152 138V137H151ZM189 138V137H188ZM191 138V137H190ZM17 138H15L14 140H16ZM189 140V139H188ZM12 141H13V139H12ZM175 141V140H174ZM178 141V140H177ZM14 142V141H13ZM12 142V143H13ZM55 142H56V140H55ZM179 142V141H178ZM184 142V141H183ZM15 143V142H14ZM20 144H21V141L19 142ZM18 143V144H19ZM33 143V142H32ZM38 143V142H37ZM107 143V142H106ZM169 143H171L172 144V142H169ZM62 144V145H63ZM179 144V143H178ZM182 144V143H181ZM15 145V144H14ZM17 145V144H16ZM28 145V147H31V146H33V145H30L29 146V144H27ZM27 145H25V146H27ZM37 145V144H36ZM40 145H41V143H40ZM60 145V144H59ZM170 145V144H169ZM176 145V144H175ZM23 146V145H22ZM35 146V145H34ZM31 147V148H35V147ZM39 146V145H38ZM166 146H168V145H166ZM171 146H173V145H171ZM182 146H183V144H182ZM221 146V147H220ZM15 147H18V146H15ZM28 147H22L23 148V150H25V149H28ZM59 147V146H58ZM165 147V146H164ZM180 147V146H179ZM44 148V149H43ZM42 149L43 150H41L40 152V155H39V150H36V152H33L32 153V151H33V149H31L32 151H31V154H33V157H31V159H29V163H27L28 164V167L30 166L31 167V172H30V174H31V177H23V178H25L22 182H16V185L14 184V186H15V188L12 190V188L8 185V187L9 188H11V189H6V188H4V189H6V190H1L2 192L0 193V225H2L3 226V228L1 227V231H0V264H37V262L35 263V261L37 260L35 257L33 258V256L34 255H27V257L26 258H24V257H22L21 256V258H19L18 256H17V253H22V252H24V251H26L27 250V248H29V245H27V243H29L32 239V235H33V233H29V228H31L32 227V225H36V223H38L39 221H43V220H46L47 218H49L50 220H54V219H58V218H63V216H64V213H63V216H61V214H62V212H64V211H62L63 210V205L61 206V207H58L56 210H53V212L52 213H49L48 215H45V213L44 212H42V211H40L41 209H39L40 208V206H38V207H36V205L34 206V204L35 203H38L39 204V202L40 201H46V199L47 198H52L54 195H58L56 192H58V188L56 187V188H54V189H51V190H44V189H42V191H38V189H37V186H39V185H37V176H38V172L40 171V169H38V162H39V164H40V162L43 160V161H45V160H47V158H55V155L56 154H58L59 152V150H60V148H59V150H58V148H56V147H53V146H51V145H45V147H43ZM168 148V149H167ZM218 148H221V149H218ZM230 148H234V149H230ZM13 149V148H12ZM16 149V148H15ZM14 149V151L16 152V150ZM136 149V148H135ZM141 149V148H140ZM22 150V149H21ZM35 150V149H34ZM131 150V149H130ZM157 150V149H156ZM11 151V150H10ZM20 151V150H19ZM108 151V150H107ZM114 151V150H113ZM141 151H143V150H141ZM217 151V152H216ZM13 152V151H12ZM11 152V153H12ZM14 152V153H15ZM21 152V151H20ZM25 152V151H24ZM23 152V153H24ZM28 152H30V151H28ZM58 152V153H57ZM104 151H102V154H104L103 153ZM127 152V151H126ZM137 152V151H136ZM136 152H134V153H136ZM156 152V151H155ZM154 152V153H155ZM165 152V151H164ZM14 153H13V155H14ZM100 153V152H99ZM167 153V152H166ZM21 154V153H20ZM25 154H27L26 152H25ZM30 154V153H29ZM101 154V153H100ZM121 154H122V152H121ZM146 154H148V155H146ZM145 155L146 156H149V158H150V154H149V152L148 153H146ZM158 154V153H157ZM171 154V153H170ZM224 154V153H223ZM17 155V154H16ZM18 155H19V153H18ZM24 155V154H23ZM59 155V154H58ZM58 155H57V157H58ZM85 155V154H84ZM105 155H106V153H105ZM104 155V156H105ZM154 155V154H153ZM166 155V156H165ZM211 155V154H210ZM2 156L4 157V155L2 154ZM7 156V155H6ZM10 156V155H9ZM21 157H22V154L20 155ZM30 156V155H29ZM108 156V155H107ZM151 156H152V154H151ZM155 156V155H154ZM219 156V155H218ZM224 156V155H223ZM18 157V156H17ZM21 157H19L20 159H21ZM24 157V156H23ZM85 157V156H84ZM83 157V158H84ZM91 157H93L92 155H91ZM91 157H89V155L88 156H86V158H84L85 160H83L84 162L86 161L87 163H91V160H92V158ZM2 158V157H1ZM14 158V157H13ZM18 158V159H19ZM30 158V157H29ZM82 158V159H83ZM94 159H95V157H93ZM144 158H146V157H144ZM153 158V157H152ZM151 158V160H152V162H154L153 161V159ZM155 158H156V156H155ZM217 158V157H216ZM216 158H211L209 161H212V160H214V159H216ZM222 158V157H221ZM5 160H6V158H4ZM27 159V158H26ZM25 159V160H26ZM91 159V160H90ZM94 159H93V161H94ZM101 159V158H100ZM219 159V158H218ZM224 159V158H223ZM52 160V159H51ZM97 160V161H96ZM96 160H95V162H98L99 160L96 158ZM106 160V159H105ZM109 160V159H108ZM126 160V159H125ZM125 160H124V162H125ZM145 160V159H144ZM221 160V159H220ZM225 160V159H224ZM240 160V161H241ZM8 161V160H7ZM10 161V160H9ZM12 161V160H11ZM21 161H22V159H21ZM147 161V160H146ZM223 161V160H222ZM3 162V161H2ZM17 162V161H16ZM18 162H19V160H18ZM17 162V164H19ZM47 162V161H46ZM83 162V163H84ZM104 162V161H103ZM122 162V161H121ZM235 162V161H234ZM23 163H25L26 164V162H24L23 161ZM82 163V164H83ZM100 163V161L98 162V164ZM143 163V162H142ZM3 165H4V163H2ZM13 164V163H12ZM25 164H23V165H25ZM27 164H26V166H27ZM93 164H94V162H93ZM97 164V165H98ZM110 164V163H109ZM144 164H146V162L144 163ZM155 164V163H154ZM153 164V165H154ZM6 165H7V163H6ZM23 165H22V167H23ZM94 165H96V164H94ZM141 165V164H140ZM158 165V166H159ZM240 165V164H239ZM246 165V164H245ZM5 166V165H4ZM3 166V167H4ZM8 166H9V163H8ZM8 166H6V167H8ZM14 166V165H13ZM18 166V165H17ZM20 166V165H19ZM99 166H100V164H99ZM98 166V167H99ZM102 166V165H101ZM108 166V165H107ZM144 166V165H143ZM2 167V166H1ZM21 167V168H22ZM25 167V166H24ZM163 167V166H162ZM231 167V166H230ZM245 167H247V166H245ZM45 168V167H44ZM71 168V167H70ZM108 168V167H107ZM121 168V167H120ZM123 168V167H122ZM146 168V167H145ZM241 168V167H240ZM28 169V168H27ZM1 170H2V168H1ZM8 170V169H7ZM12 170V169H11ZM9 171V170H8ZM8 171H6L7 173H9ZM18 171V170H17ZM21 171H22V169H21ZM29 171H30V168H29ZM198 171V170H197ZM2 172H4V170L3 171H1L0 173L2 174ZM23 172H25V169L23 170ZM22 172V174L21 175H23L24 173ZM21 173V172H20ZM19 173V174H20ZM25 173H27V170H26V172ZM137 173V172H136ZM166 173V174H167ZM4 174V173H3ZM17 174V173H16ZM16 174H15V176H13V174L10 172V174H6L5 173V175H2V176H4L5 178H7V177H16ZM29 174V173H28ZM20 175V176H21ZM88 175V174H87ZM86 175V176H87ZM91 175V174H90ZM139 175V174H138ZM178 175V174H177ZM203 175V174H202ZM220 175V174H219ZM27 176V175H26ZM35 176H36V178H35ZM39 176H40V174H39ZM169 177H170V175H168ZM204 176V175H203ZM240 176V175H239ZM1 177V176H0ZM22 177V176H21ZM41 177V176H40ZM44 177V176H43ZM43 177H42V179H43ZM139 177H140V175H139ZM145 177H148L149 178V176L148 175H146ZM145 177H143V178H145ZM178 177V176H177ZM202 177V176H201ZM200 177V178H201ZM5 178H3L2 177V182H3V179L5 180ZM79 178V177H78ZM96 178V177H95ZM130 178V177H129ZM200 178L199 179H196V181H198L200 184L202 183L203 184V179H202V182H201V180H200ZM202 178H204V177H202ZM243 178H245V177H243ZM13 179V178H12ZM17 178H15L14 180H16ZM19 179V178H18ZM42 179H41V182H42ZM88 179V178H87ZM132 179V178H131ZM135 179H137V178H133L131 181H134ZM195 179V178H194ZM212 179H213V177H212ZM68 180V179H67ZM70 180V179H69ZM73 180V179H72ZM138 180V179H137ZM145 181H146V179H144ZM177 180H179V179H177ZM208 180V179H207ZM230 181L229 179H225V181H224V183L226 182V181ZM0 181H1V178H0ZM7 181V180H6ZM19 181V180H18ZM21 181V180H20ZM65 181V180H64ZM80 181H81V179H80ZM206 180H204V182H205ZM40 182V183H41ZM68 182V181H67ZM77 182V181H76ZM92 182V181H91ZM90 182V183H91ZM101 182V181H100ZM130 182V181H129ZM141 182V181H140ZM147 182V181H146ZM213 182V181H212ZM221 182H223V181H221ZM98 183V182H97ZM105 183V182H104ZM131 183H133V182H131ZM144 182L142 181V183L141 184H143ZM148 183H149V181H148ZM179 184V187L178 188H176L177 186H178V184ZM236 184L237 183V180H235L234 182H231L230 184ZM12 184V183H11ZM70 184V183H69ZM86 184V183H85ZM92 184V183H91ZM108 184V183H107ZM137 184V183H136ZM135 184V185H136ZM140 184V185H141ZM147 184V183H146ZM150 184H152V183H150ZM190 184H192V185H190ZM201 184V185H202ZM220 184V182L218 183V185L217 186H219V188L218 189H220V191L219 190H215L214 191V189H212V191H210V190H208L207 192H205L206 194H208L209 196H208V200H211L213 203H214V205H216L217 207H218V209H217V213L219 214V213H221V214H223V213H228L227 215H228V217H229V219L228 220H232L233 218H237L238 217V211H237V209L233 206L232 207V205H234V203L236 202L237 203V201H236V198H235V201H234V195H233V197L231 196V195H229L228 193L229 192H222V186L221 185H219ZM67 185V184H66ZM72 185H74V184H72ZM78 185H79V183H78ZM97 185V184H96ZM106 185V184H105ZM168 185V186H169ZM173 185H176V187L174 186L173 187ZM205 185H206V182H205ZM215 185V184H214ZM71 186V185H70ZM85 186V185H84ZM160 186V185H159ZM166 186V185H165ZM198 186V185H197ZM216 186V185H215ZM59 187V186H58ZM67 187V186H66ZM74 187V186H73ZM88 187H89V185H88ZM132 187V186H131ZM135 187V186H134ZM138 187H141V188H143V187H146L144 184L142 185V186H138ZM148 187V186H147ZM133 188V187H132ZM176 188V189H175ZM203 188V187H202ZM201 188V189H202ZM235 188V187H234ZM62 189V188H61ZM76 189V188H75ZM163 189V188H162ZM165 189V188H164ZM171 189V190H170ZM228 190H229V188H228ZM233 190V189H232ZM61 191V190H60ZM158 191V190H157ZM198 191V190H197ZM236 191V190H235ZM93 192V191H92ZM94 193V192H93ZM141 193H145V192H141ZM141 193H138L139 195L141 194ZM163 193V192H162ZM166 193V192H165ZM96 194V193H95ZM94 194V195H95ZM85 195V194H84ZM142 195V194H141ZM166 195V194H165ZM198 195V194H197ZM98 196V195H97ZM147 196V195H146ZM145 196V197H146ZM150 196V195H149ZM163 196V195H162ZM161 196V197H162ZM207 196V195H206ZM238 196V195H237ZM241 196V195H240ZM85 197V196H84ZM83 197V198H84ZM120 197V196H119ZM125 197H126V195H125ZM128 197V196H127ZM126 197V198H127ZM159 197V196H158ZM195 197V196H194ZM125 198V199H126ZM147 198V197H146ZM239 198V197H238ZM88 199V198H87ZM125 199H122L123 200V202L125 201ZM130 199V198H129ZM203 200V199H202ZM201 200V201H202ZM75 201V200H74ZM91 201V200H90ZM94 201V200H93ZM135 201V200H134ZM140 201H142V200H140ZM144 201H146V200H144ZM148 201V200H147ZM240 201H241V199H240ZM240 201H238V202H240ZM42 202H41V204H42ZM47 202V201H46ZM92 202V201H91ZM118 203H119V201H117ZM128 202V201H127ZM148 202H150V201H148ZM45 203V202H44ZM85 203H86V201H85ZM90 203V202H89ZM126 203V202H125ZM125 203H123V205H125ZM132 203V202H131ZM151 203V202H150ZM149 203V204H150ZM165 203V204H164ZM40 204V205H41ZM115 204V203H114ZM119 204H122L121 202L119 203ZM144 204V203H143ZM240 204V203H239ZM68 205V204H67ZM116 205V204H115ZM114 205V206H115ZM122 205V206H123ZM151 205V204H150ZM93 206H94V204H93ZM215 206V207H216ZM222 206V207H221ZM45 207V206H44ZM120 207V206H119ZM240 207V206H239ZM244 207V206H243ZM56 208V207H55ZM61 208V209H60ZM69 208V207H68ZM72 208V207H71ZM113 208V207H112ZM43 209V208H42ZM45 209V208H44ZM66 208L64 207V210H65ZM170 209V210H171ZM74 210V209H73ZM118 210V209H117ZM116 210V211H117ZM175 210V211H176ZM66 211V210H65ZM110 211V210H109ZM108 211V212H109ZM172 211H174V210H172ZM171 211V212H172ZM69 212H70V210H69ZM113 212H114V210H113ZM76 213V212H75ZM214 213V212H213ZM72 214V213H71ZM74 214V213H73ZM72 214V215H73ZM81 214V213H80ZM67 215V214H66ZM68 215H70V214H68ZM75 215V214H74ZM146 215V216H147ZM182 215V214H181ZM227 215L224 217V218H226L227 217ZM18 216H20L19 218H18ZM77 216H78V214H77ZM99 216V215H98ZM176 216V215H175ZM174 215H172V213H171V218L172 219H177V220H179V219H184V217L186 218V216H178L177 218L175 217ZM219 216V215H218ZM81 217V216H80ZM79 217V218H80ZM169 217H170V215H169ZM227 217V218H228ZM64 218H66L65 216H64ZM73 218V217H72ZM104 218H105V216H104ZM151 218V217H150ZM153 218V217H152ZM167 218V217H166ZM217 218V217H216ZM19 219V220H18ZM75 219H77V217L75 218ZM86 219V221H87V218H85ZM84 219V220H85ZM102 219H103V217H102ZM182 219V220H183ZM190 219H191V217H190ZM202 219L203 218H200V217H198V220L199 221H201L202 222ZM220 219V218H219ZM61 220V219H60ZM70 220V219H69ZM144 220V219H143ZM142 220V221H143ZM6 221V222H5ZM15 221H18V222H15ZM20 221V222H19ZM62 221V220H61ZM60 221V222H61ZM63 221H65V220H63ZM68 221V218H67V220H66V222ZM79 221V220H78ZM96 221V220H95ZM140 221V220H139ZM153 221V220H152ZM170 221H172L171 219H170ZM226 221V220H225ZM3 222V223H2ZM46 222V221H45ZM51 222V221H50ZM57 222H59L58 220H57ZM66 222L65 223H63L62 225H58V226H55V227H53L52 229L53 230H51V233L53 234V236H50V234H48V233H46L47 231H46V229H45V231H43V230H39V231H36L37 233V235H39L40 236V246H37V254H40L41 253V255L43 254V256L41 257V258H43L44 259V261H45V263H47V264H53L52 263V261L54 260V259H56L57 258V256L59 255V253H60V250H61V244H63L64 243V241L68 238V236L69 237H72V240L74 239H76L78 236L77 235H79L80 233H78V231H76V230H74V228H77L78 227V224L79 223H81V221L78 223L77 221L75 222V220H74V222H73V219H71V224H66ZM73 222V223H72ZM88 222H89V220H88ZM137 222V221H136ZM141 222V221H140ZM179 222V221H178ZM221 222V221H220ZM27 223H30V225H28ZM55 223V222H54ZM67 223H69V222H67ZM144 223V222H143ZM168 223V222H167ZM225 223V222H224ZM227 223V222H226ZM140 224V223H139ZM229 224V223H228ZM133 225H135V224H133ZM136 225H138V224H136ZM135 225V226H136ZM141 225V224H140ZM39 226V225H38ZM35 227V226H34ZM49 227H50V225H49ZM138 227V226H137ZM136 227V228H137ZM48 228V227H47ZM3 229V230H2ZM70 230V234L68 233V231ZM139 229H143L142 228V226H140V228H138L137 230H139ZM68 230V231H67ZM79 230V229H78ZM128 231V230H127ZM130 231H131V229H130ZM135 233V232H134ZM46 234H48L49 235V237H51V238H49V239H47V240H45L44 238L46 237V236H48V235H46ZM69 234V235H68ZM159 236V235H158ZM155 238V237H154ZM50 239H53V241L54 242H56V244H53V243H51V241H50ZM230 239V238H229ZM227 240V239H226ZM225 240V241H226ZM34 241V240H33ZM75 241H77V240H75ZM80 241V240H79ZM78 242V241H77ZM156 242H158V241H156ZM160 242V241H159ZM229 242V241H228ZM33 243V242H32ZM36 244V243H35ZM74 244V243H73ZM78 244V243H77ZM154 244V243H153ZM228 244V243H227ZM75 245V244H74ZM155 245H157V244H155ZM159 245V244H158ZM65 246V245H64ZM151 247V246H150ZM78 248V247H77ZM228 248V247H227ZM34 249V248H33ZM146 251H147V249H146ZM35 252V251H34ZM230 253V252H229ZM232 253V252H231ZM77 252L75 251V254L73 253V255H74V258H76L75 256H77ZM189 254V253H188ZM187 254V255H188ZM24 255V254H23ZM69 255V254H68ZM72 255V254H71ZM70 255V256H71ZM72 255V256H73ZM190 255H191V253H190ZM19 256H20V254H19ZM186 256V255H185ZM192 256V255H191ZM69 257V256H68ZM184 257V256H183ZM228 257H230V256H228ZM38 258V257H37ZM71 258H73V257H71ZM189 258V257H188ZM198 258H199V256H198ZM68 259V258H67ZM191 259H194V258H191ZM197 259V258H196ZM201 259V258H200ZM226 259V258H225ZM71 260V259H70ZM188 260V259H187ZM42 261V260H41ZM73 261V260H72ZM192 261V260H191ZM199 261V260H198ZM228 261V260H227ZM76 262H78V261H75V263ZM42 263H43V261H42ZM69 263H71V262H69ZM69 263H65V264H69ZM79 263V262H78ZM81 263V262H80ZM194 263L195 264H199L200 262H196V261H194ZM38 264H40V263H38ZM72 264V263H71ZM232 264V263H231Z\"/></svg>",
    "mask_w": 264,
    "mask_h": 264
}]
</instances>
